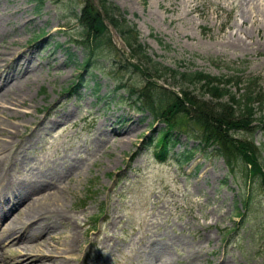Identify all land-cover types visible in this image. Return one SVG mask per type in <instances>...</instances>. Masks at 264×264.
Listing matches in <instances>:
<instances>
[{"label":"rangeland","instance_id":"1","mask_svg":"<svg viewBox=\"0 0 264 264\" xmlns=\"http://www.w3.org/2000/svg\"><path fill=\"white\" fill-rule=\"evenodd\" d=\"M84 1L0 0L6 51L18 42L15 55L25 51L40 66L24 73L15 70L13 56H0V72L9 69L19 76L17 87L28 102L15 107L17 111L9 109L10 119H0L14 132L0 136V145L2 138L25 143L20 156L24 163L14 161L13 144L1 151V181L25 184L34 175H50L54 183L32 196L44 194L52 208L66 214V223L54 222V232L63 245H70L66 234L77 238L72 245L76 260L70 264H264L260 179L246 180L242 165L229 171L224 158L199 141L198 128L188 121L172 135L178 144L170 158L155 159L156 149L148 144L165 128L163 118L140 110L127 91L117 90L119 84L144 83L123 55L108 44L91 55L76 40L81 36L76 16ZM108 1L136 25L148 55L165 67L240 76L230 87L238 94L252 79L254 90L264 97V0ZM88 58L91 64L85 67ZM158 83L175 92L187 85L169 74ZM51 106L54 114L48 118L65 112L68 117L30 134ZM254 106V117L264 115L262 104L256 101ZM126 119L134 121L135 133L131 143L119 146L103 131L122 130ZM245 135L243 130L236 133ZM253 137L264 164V129ZM190 151L194 154L188 162L179 163L174 156ZM19 182L9 186L16 188ZM25 244L1 252L9 255L18 248L35 254V247L23 248ZM53 264L63 262L53 259Z\"/></svg>","mask_w":264,"mask_h":264},{"label":"trees","instance_id":"2","mask_svg":"<svg viewBox=\"0 0 264 264\" xmlns=\"http://www.w3.org/2000/svg\"><path fill=\"white\" fill-rule=\"evenodd\" d=\"M37 1L42 3V0ZM76 19L81 29V36L76 40L83 43L91 55H96L103 45L108 44L124 56L128 66L144 76L142 85L119 84L117 90L127 91L128 99L140 110H149L155 117L163 118L165 128L153 143L154 147H158L154 152L155 157L161 161L167 159L177 145L172 138L173 133L181 130L187 121L193 122L200 133V140L224 158L229 171L234 172L237 166L242 165L246 180L250 176L257 177L264 186L262 148L253 137L254 131L264 129V115L254 117V104L258 101L264 106V97L261 98L259 91L254 90L252 79L248 80L244 93L238 94L232 92L230 87L233 81L236 84L240 82V76L234 79L201 70L178 71L165 67L148 55L147 47L139 41L136 25L125 17L117 5L108 0H97V4L93 0L84 1ZM109 26L119 34L127 52L115 47ZM90 59L84 62L85 67L91 64ZM166 74L174 81L178 78L187 83L186 87H180L175 92L160 85L158 81L164 80ZM192 86L199 93L196 89H189ZM242 130L246 131V135L237 137L236 133ZM174 156L179 162L183 160L180 154ZM191 158L192 152L184 156L186 161ZM237 215L243 217L244 213L239 212Z\"/></svg>","mask_w":264,"mask_h":264},{"label":"bare ground","instance_id":"3","mask_svg":"<svg viewBox=\"0 0 264 264\" xmlns=\"http://www.w3.org/2000/svg\"><path fill=\"white\" fill-rule=\"evenodd\" d=\"M2 19L3 17L0 15V56L6 55L9 58L13 56L12 61L16 67L15 70L24 71V73H28L31 69L40 68L39 65L31 63V60L26 58L24 55L25 51L15 55L19 47L18 42L14 44V47L17 48L16 50L15 48H9L6 51V46L3 42L6 31L1 25ZM116 41L118 42L119 40ZM12 42L14 43L16 41L12 40ZM18 85H20L19 76L12 74L11 70L6 69L0 72V119L4 117L10 119L12 113H10L9 109L17 111L15 107L23 106L27 102L26 94L21 92L22 88L17 87ZM8 105H13L14 107ZM54 107L51 106L45 112L40 121L31 128L30 134L38 128L41 130L42 128L54 127L68 117L69 113L65 112L56 117L48 118L51 113L54 114ZM122 124L124 128L120 131H103V134H108L109 138L114 143L117 142L116 145L119 146L131 143L132 137L134 136L133 133H135L133 132L134 121L126 119ZM13 134L14 132L12 130L2 126L0 120V136L11 137ZM2 140L3 143L0 145V170L2 169V163H4V155L1 151L13 144L4 138ZM12 148V152L16 155L14 161L19 159L20 164L24 163L25 160L20 156L25 148V143L18 142L16 145L13 144ZM72 164H75V160L71 162V166ZM49 176V174H42L41 176L34 175L36 179L33 181L29 179L25 184L19 181L4 183V180L2 182L0 179V224L7 216L15 211V216L0 226V228H3L0 233V264H34L35 262H40L39 264H53V259L55 261L61 260L63 264H70L76 260L75 250L72 249V245L77 243V238L71 234H66L64 238H66V242L70 245H63L59 243L60 236L54 232V222L59 219L65 220L66 223V214L59 208H52L48 204V197L44 194L42 197L32 196V194L41 191L45 185L54 183L49 180ZM18 182L19 186L16 188L9 186L12 183L17 184ZM50 219L52 221L46 223ZM50 239H54L53 243H51ZM22 242L26 243L23 248L28 246L35 247V252H31L35 254H29L25 251L21 252L18 248L15 249L14 253L9 255L1 252L2 248L12 247ZM63 253H66V256H62Z\"/></svg>","mask_w":264,"mask_h":264},{"label":"water","instance_id":"4","mask_svg":"<svg viewBox=\"0 0 264 264\" xmlns=\"http://www.w3.org/2000/svg\"><path fill=\"white\" fill-rule=\"evenodd\" d=\"M112 34H113V36H115L116 39H118V35H117V33L113 29H112Z\"/></svg>","mask_w":264,"mask_h":264}]
</instances>
